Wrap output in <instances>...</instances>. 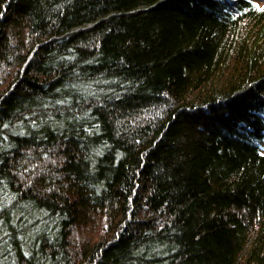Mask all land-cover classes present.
I'll use <instances>...</instances> for the list:
<instances>
[{
  "label": "trees",
  "instance_id": "1",
  "mask_svg": "<svg viewBox=\"0 0 264 264\" xmlns=\"http://www.w3.org/2000/svg\"><path fill=\"white\" fill-rule=\"evenodd\" d=\"M0 0V264H264V3Z\"/></svg>",
  "mask_w": 264,
  "mask_h": 264
},
{
  "label": "rangeland",
  "instance_id": "2",
  "mask_svg": "<svg viewBox=\"0 0 264 264\" xmlns=\"http://www.w3.org/2000/svg\"><path fill=\"white\" fill-rule=\"evenodd\" d=\"M259 1H262V2H260V4H263L264 3V0H259Z\"/></svg>",
  "mask_w": 264,
  "mask_h": 264
}]
</instances>
